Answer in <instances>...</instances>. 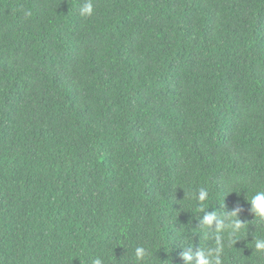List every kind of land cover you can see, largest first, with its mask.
<instances>
[{
    "label": "trees",
    "instance_id": "trees-1",
    "mask_svg": "<svg viewBox=\"0 0 264 264\" xmlns=\"http://www.w3.org/2000/svg\"><path fill=\"white\" fill-rule=\"evenodd\" d=\"M84 2L0 0V264H185L234 208L264 264V0Z\"/></svg>",
    "mask_w": 264,
    "mask_h": 264
},
{
    "label": "clouds",
    "instance_id": "clouds-1",
    "mask_svg": "<svg viewBox=\"0 0 264 264\" xmlns=\"http://www.w3.org/2000/svg\"><path fill=\"white\" fill-rule=\"evenodd\" d=\"M80 15L82 17H89L94 14V5L92 0H85L80 7ZM31 11L25 10V16H31ZM194 199L199 203L200 210H203L205 202L209 200V192L206 188H199L194 194ZM247 202L250 204L249 211L254 215L256 223L259 219L264 222V190L254 191L249 197L246 194ZM225 208L224 203L220 205ZM202 225L205 227L203 234L204 240L209 243L200 247L198 251L192 252L185 249L182 252L181 259L185 264H226L227 244L235 245L237 241L241 240V232L245 226L249 225L240 218V209L234 208L224 211L223 213L205 211ZM199 230V229H197ZM255 252L264 253V234L254 236ZM149 252L143 246H137L134 251L135 260L139 264H146ZM91 264H104L100 257L91 260Z\"/></svg>",
    "mask_w": 264,
    "mask_h": 264
}]
</instances>
